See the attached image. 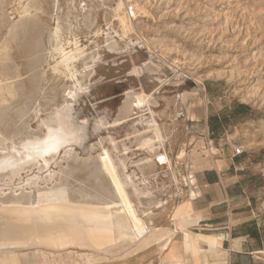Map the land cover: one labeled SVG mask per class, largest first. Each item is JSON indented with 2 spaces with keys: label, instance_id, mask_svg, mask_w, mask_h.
I'll return each mask as SVG.
<instances>
[{
  "label": "rangeland",
  "instance_id": "374dc122",
  "mask_svg": "<svg viewBox=\"0 0 264 264\" xmlns=\"http://www.w3.org/2000/svg\"><path fill=\"white\" fill-rule=\"evenodd\" d=\"M61 47L84 51L74 70L79 82L61 64ZM2 86L0 157L45 137L44 122L59 112L76 137L49 165L29 163L14 180L0 172V205L14 196L33 200L62 183L74 200L110 201L115 188L101 164L109 152L120 176L131 173L150 195L139 201L133 184L125 189L134 209L150 210L148 225L173 230L172 243L193 247L192 205H204L193 201L196 175L240 146L244 152L227 170L232 208H253L264 222V0H0ZM139 94L148 95L142 106ZM134 112L140 117L129 120ZM228 115L214 131L206 127L207 117ZM147 117L164 136L155 153L143 143L152 133ZM163 241L121 240L106 251L32 243L16 247L19 262L0 248V264H143L146 248L163 258ZM93 257L99 260H86Z\"/></svg>",
  "mask_w": 264,
  "mask_h": 264
},
{
  "label": "bare ground",
  "instance_id": "6f19581e",
  "mask_svg": "<svg viewBox=\"0 0 264 264\" xmlns=\"http://www.w3.org/2000/svg\"><path fill=\"white\" fill-rule=\"evenodd\" d=\"M121 20L127 25L125 17ZM59 31L60 28L57 27V36ZM74 49L76 50V48ZM60 50L61 64L66 70L71 71V74L69 73L71 79L77 78L78 80V75L75 72L76 62L84 51L80 48H77L76 51H68L64 47H61ZM3 88L2 86L0 89ZM80 89H83V86ZM137 98L141 106L148 102V95L139 94ZM151 112L153 113V111ZM65 116L64 113L59 112L57 118L55 117L56 119L44 122L47 127L45 137L38 138L36 136L37 138L34 137L33 140L27 139L29 141L23 142L21 147L14 145L8 149L9 153L7 154L4 151L3 156L0 157V172L8 170L10 179L14 180L22 170H25V166L29 163L42 160L45 166L49 165L52 162L51 156L55 157L64 143L76 137L74 130L67 125ZM128 116H130L128 117L129 120H137L140 117L138 112L131 113ZM145 124L147 130L152 133L145 136L143 143L149 152L155 153L158 148L156 143H162L164 140L162 130L155 118H145ZM101 164L111 177L116 193L115 198L105 201L103 204L74 200L65 192L67 187L64 183L59 184L49 194L41 197L38 195L33 200L31 197H11L0 205V218L6 226L0 227V248L6 247V250L14 254L13 261L19 262L21 260L18 256L20 252L17 251L19 248L16 249V247L32 243L54 247L75 245L89 247L94 251H106L117 245L121 240L131 242L144 240L148 245L149 241L151 242L155 238L158 241L164 240L162 245L166 246L169 242V233L164 231L165 227L162 226L160 232L150 227L145 220V216L149 214L150 210L134 209L133 205L135 207L136 205L125 189L128 185L133 184L134 194L138 196L139 201H142L140 195H150L146 194L147 192H140L131 173H125L124 178L120 176L117 169L118 164L110 160L109 152L105 154ZM122 164L125 166V163ZM54 175L53 173V177ZM31 179H34L35 184H37V178ZM157 233L159 234L157 235ZM86 260L94 262L99 259L93 257ZM25 261L29 264H41L42 262L41 259L30 262L29 259L24 258V264ZM2 262L3 258H0V263ZM169 262L180 264V260H170Z\"/></svg>",
  "mask_w": 264,
  "mask_h": 264
},
{
  "label": "crops",
  "instance_id": "0c3cea01",
  "mask_svg": "<svg viewBox=\"0 0 264 264\" xmlns=\"http://www.w3.org/2000/svg\"><path fill=\"white\" fill-rule=\"evenodd\" d=\"M206 127L210 128L208 117ZM237 158L232 149L231 156H225L218 165L201 168L196 175L199 193L193 201L204 200V205H192L196 219L193 247L187 241L172 243L174 231L170 230L169 242L161 251L163 258L158 257L160 252L148 255L146 248V255L140 257L143 264H172L170 260H180V264H264V255H256L264 253V222L259 211L232 208L234 196L227 170L235 166ZM136 243L146 245L144 240Z\"/></svg>",
  "mask_w": 264,
  "mask_h": 264
},
{
  "label": "trees",
  "instance_id": "16d2710c",
  "mask_svg": "<svg viewBox=\"0 0 264 264\" xmlns=\"http://www.w3.org/2000/svg\"><path fill=\"white\" fill-rule=\"evenodd\" d=\"M239 108L241 109V111H243L244 113H246L248 111V106L247 105H240ZM234 114V113H233ZM230 114V115H233ZM230 115H228V117H210V121H209V126L211 127V131H214L216 128H218L217 126L213 127L214 122H218V125L222 124L223 121H225L226 119L230 118Z\"/></svg>",
  "mask_w": 264,
  "mask_h": 264
},
{
  "label": "built area",
  "instance_id": "2783aa9c",
  "mask_svg": "<svg viewBox=\"0 0 264 264\" xmlns=\"http://www.w3.org/2000/svg\"><path fill=\"white\" fill-rule=\"evenodd\" d=\"M185 115V112L183 111V110H181V111H179V113H178V116L179 117H182V116H184ZM244 152V150L242 149V147H237V148H235V154L236 155H240V154H242Z\"/></svg>",
  "mask_w": 264,
  "mask_h": 264
}]
</instances>
